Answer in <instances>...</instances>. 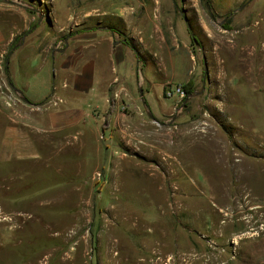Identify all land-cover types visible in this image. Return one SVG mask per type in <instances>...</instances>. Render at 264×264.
I'll use <instances>...</instances> for the list:
<instances>
[{
  "label": "rangeland",
  "instance_id": "obj_1",
  "mask_svg": "<svg viewBox=\"0 0 264 264\" xmlns=\"http://www.w3.org/2000/svg\"><path fill=\"white\" fill-rule=\"evenodd\" d=\"M115 13L155 26L159 36L141 52L137 68L147 81L139 88L136 64L132 73L119 69L136 103L123 107L132 124L116 133L117 144L98 142L97 164L86 161L88 175L96 166L103 173L94 190L101 211L91 209L88 188L98 179L87 181L85 211L60 216L59 206L41 208L45 194L58 195L67 182L52 165L43 188L39 174L35 179L33 210L42 223L0 210V264H64L69 256L66 264H264V0H0L1 61L9 57L17 76L26 69L22 81L39 93L52 79L51 51L76 64L79 35L118 28ZM175 58L182 64L171 68ZM3 66L0 85L15 98L6 105L11 110L22 100ZM188 82L190 95L165 98L167 86ZM99 93L93 82L80 108L95 114L89 100ZM177 144L182 150H170ZM120 155L134 159L132 173Z\"/></svg>",
  "mask_w": 264,
  "mask_h": 264
},
{
  "label": "crops",
  "instance_id": "obj_2",
  "mask_svg": "<svg viewBox=\"0 0 264 264\" xmlns=\"http://www.w3.org/2000/svg\"><path fill=\"white\" fill-rule=\"evenodd\" d=\"M115 14V20L112 21L117 22L118 28L111 26L113 24L108 27H93L79 35L76 64H68L64 59L65 52L51 51L54 58L52 79L47 76V79L43 80L39 93H30L29 85L22 81V76L26 77L28 74L26 69L22 76L20 74L17 76V71L10 61L8 64L1 61L5 54V38L0 33V77L4 64L3 67H8L7 81L12 82L15 89L13 92L20 100L25 98L32 104L29 105L22 100L21 105L17 103L10 110L0 97V210L25 215L27 222H31L32 217H35L34 220L40 223L41 218L39 216L38 218L33 210L36 203L33 200L35 179L39 174L43 188L47 180V176L43 174L52 165L61 173V179L67 182L58 195L56 193L49 195L45 191V198L40 202V207H46L48 204L59 206L60 210L54 209V214L60 213V216H63L61 212H73L78 207L84 211L86 207L89 208L83 199L87 186L90 185L87 181L98 179L95 184L97 186L102 181L103 173L101 168L96 166L91 169V175H88L86 161H89L90 165L97 164L98 142L105 140L106 143L117 144L116 133L126 131L128 124H132L123 107L132 106L135 99L132 91L126 86V79L118 75L119 69L121 72L122 68V75L128 70L132 73L136 64V84L139 88L140 84L147 81L137 68V63L144 60L141 58V52L148 50L151 37L159 36L155 26L150 28L149 23L138 24V18H134L133 15L124 17L122 13ZM47 22L49 17L46 16L44 24ZM42 30L47 31L46 36L50 32L44 27ZM127 40L135 47L136 52L125 44ZM27 48L44 55L38 50V45L30 44ZM46 59L44 56L36 70L39 72L44 70ZM176 63L180 65L182 61L175 58L170 63L171 68H175ZM189 73L187 71L185 78ZM167 78L163 77V84H167ZM93 82L98 85L100 93L89 100L95 110V114L91 115L83 111L84 108H80V102L77 103V100L86 97ZM166 90L167 88L164 95ZM16 91H19L21 96ZM165 98L167 99L166 96ZM260 102L259 99V105ZM253 112L256 115L258 111ZM83 151H89L86 156L89 157L88 160L86 157L81 159ZM119 157L127 163L126 170L132 173L134 159L126 155ZM71 181H76V185ZM94 186L88 187L93 196L90 201L91 209L99 212L101 210L97 209L99 204L94 197V190L98 186ZM62 218L58 219L60 221L54 228H61ZM92 237L93 241L97 238L93 235ZM70 261L71 256L64 264Z\"/></svg>",
  "mask_w": 264,
  "mask_h": 264
},
{
  "label": "built area",
  "instance_id": "obj_3",
  "mask_svg": "<svg viewBox=\"0 0 264 264\" xmlns=\"http://www.w3.org/2000/svg\"><path fill=\"white\" fill-rule=\"evenodd\" d=\"M165 95L167 98L177 97L179 100L184 98V92L179 86H168ZM0 96L8 107L14 104L15 98L4 84L0 85Z\"/></svg>",
  "mask_w": 264,
  "mask_h": 264
},
{
  "label": "trees",
  "instance_id": "obj_4",
  "mask_svg": "<svg viewBox=\"0 0 264 264\" xmlns=\"http://www.w3.org/2000/svg\"><path fill=\"white\" fill-rule=\"evenodd\" d=\"M126 45H128L133 51H135V47L131 44V42H129L128 40L125 42ZM136 52V51H135ZM7 66L4 67L5 71H7ZM12 82L8 81V85H10ZM183 92L185 93L186 96L190 95L193 91V83L188 82L187 84H185L183 87ZM29 105H32L30 102L27 103ZM110 109H112V106H110ZM107 118V117H106Z\"/></svg>",
  "mask_w": 264,
  "mask_h": 264
},
{
  "label": "bare ground",
  "instance_id": "obj_5",
  "mask_svg": "<svg viewBox=\"0 0 264 264\" xmlns=\"http://www.w3.org/2000/svg\"><path fill=\"white\" fill-rule=\"evenodd\" d=\"M164 136V135H163ZM158 137V136H157ZM167 137V136H166ZM168 137H170V136H168ZM172 137V136H171ZM151 138H153V137H151ZM150 138V139H151ZM161 138V137H160ZM150 139H148V140H150ZM158 139H159V137H158ZM164 139V138H163ZM166 140V139H165ZM161 142V141H160ZM159 142V143H160ZM165 143L167 142V141H164ZM163 145V144H162ZM166 145V144H165ZM162 147V146H161ZM170 147V146H169ZM173 148H170V150H177V151H179V149H181V148H179V144H177V145H174V146H172ZM182 150V149H181ZM157 151V150H156ZM163 151V150H162ZM168 153V152H167ZM178 154V153H177ZM172 157V156H171ZM174 157V156H173ZM167 158V157H166ZM174 159V158H173ZM172 159V160H173ZM175 159H177V155L175 154ZM177 162V161H176ZM261 186V185H260ZM263 193V192H262ZM257 194H258V191H257ZM251 195V194H250ZM253 195V194H252ZM258 197H259V195H258ZM262 199V198H261ZM250 202V201H249ZM218 206V205H217ZM229 216V215H228ZM227 219V218H226ZM231 219V218H230ZM229 220V219H228ZM229 221H231V223H234L232 220H229ZM230 223V222H229ZM230 223V224H231ZM242 223V221H237L236 222V224L238 225V227L240 226V224ZM228 226V224H227V222L224 224V228L225 227H227ZM153 244V243H152ZM109 245V244H108ZM180 248V247H179ZM162 249H164V247H162ZM125 251V250H124ZM163 250H160V252H162ZM155 252V251H154ZM161 254V253H160ZM127 255V254H126ZM159 255V254H158ZM121 260V259H120ZM115 262V261H114ZM119 263V262H118ZM143 264H145V261L144 262H142Z\"/></svg>",
  "mask_w": 264,
  "mask_h": 264
},
{
  "label": "water",
  "instance_id": "obj_6",
  "mask_svg": "<svg viewBox=\"0 0 264 264\" xmlns=\"http://www.w3.org/2000/svg\"><path fill=\"white\" fill-rule=\"evenodd\" d=\"M249 1H251V0H249ZM196 43V42H195ZM13 51V50H12ZM12 51L9 53V56L11 55V53H12ZM8 62H9V57L7 58V60H6V64H8ZM204 74H206V72H207V67H206V64H205V62H204ZM205 77H203V79H204ZM9 87L13 90V91H15V89H14V87H13V84L11 83L10 85H9ZM20 96H21V93L19 92V91H16ZM25 103H29V101L27 100V99H22ZM186 102V99L184 100V103Z\"/></svg>",
  "mask_w": 264,
  "mask_h": 264
}]
</instances>
